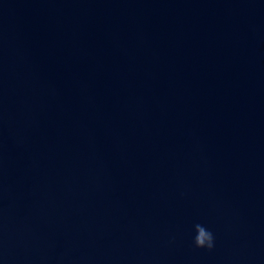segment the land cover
<instances>
[{"label": "water", "instance_id": "obj_1", "mask_svg": "<svg viewBox=\"0 0 264 264\" xmlns=\"http://www.w3.org/2000/svg\"><path fill=\"white\" fill-rule=\"evenodd\" d=\"M0 264H264V0H0Z\"/></svg>", "mask_w": 264, "mask_h": 264}, {"label": "clouds", "instance_id": "obj_2", "mask_svg": "<svg viewBox=\"0 0 264 264\" xmlns=\"http://www.w3.org/2000/svg\"><path fill=\"white\" fill-rule=\"evenodd\" d=\"M196 236L194 238V244L197 248H207L212 250L214 248V235L211 231L206 229L201 224L195 225Z\"/></svg>", "mask_w": 264, "mask_h": 264}]
</instances>
